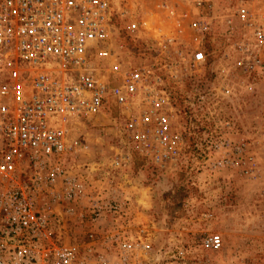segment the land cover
<instances>
[{
    "label": "built area",
    "instance_id": "1",
    "mask_svg": "<svg viewBox=\"0 0 264 264\" xmlns=\"http://www.w3.org/2000/svg\"><path fill=\"white\" fill-rule=\"evenodd\" d=\"M207 1L0 0V264H35L47 256L37 244L54 217L37 205L42 194L83 199L96 212L107 203L99 191L84 195L80 173L64 164L80 124L114 110L120 137L141 157L175 166L182 139L161 76H173L175 65L164 53L146 61L134 48L143 42L169 53L183 46L185 63L203 64L212 21L202 9ZM223 11L219 22L234 23L246 44L236 64L246 71L264 67V0H227ZM170 16L168 34L153 38L142 29L146 17L155 24ZM137 241L127 250L141 264L150 245ZM220 246L218 233L198 244L202 252ZM48 253L51 264L77 259L76 247L61 241ZM171 257L162 264L208 263L205 256L190 263Z\"/></svg>",
    "mask_w": 264,
    "mask_h": 264
},
{
    "label": "rangeland",
    "instance_id": "2",
    "mask_svg": "<svg viewBox=\"0 0 264 264\" xmlns=\"http://www.w3.org/2000/svg\"><path fill=\"white\" fill-rule=\"evenodd\" d=\"M207 2L202 9L212 21L203 64L185 63L183 46L169 53L143 42L134 48L146 61L164 53L175 65L173 76L161 75L182 139L175 166L157 167L141 157L120 137L114 110L109 118L80 124L64 164L80 173L84 195L99 191L107 203L96 212L83 199L42 194L37 205L54 218L37 244L47 256L35 264H51L48 252L60 241L76 247L74 264H138L127 250L138 236L150 245L141 264H162L170 256L188 263L205 256L207 264H264V67L246 71L236 64L235 54L246 49L242 31L219 22L227 0ZM167 21L174 23L170 16L154 26ZM209 233L220 235L221 246L202 252L198 244Z\"/></svg>",
    "mask_w": 264,
    "mask_h": 264
},
{
    "label": "bare ground",
    "instance_id": "3",
    "mask_svg": "<svg viewBox=\"0 0 264 264\" xmlns=\"http://www.w3.org/2000/svg\"><path fill=\"white\" fill-rule=\"evenodd\" d=\"M167 18H170V17H167ZM151 20L152 19H150V21H149V19H148L145 21V28H147V30L153 34L154 38H156L159 35L168 34L169 32L174 30L173 25L171 24L170 21L161 22V23H159V25L157 24L158 27H155L154 25H156V23L152 24ZM158 22L159 21H157V23Z\"/></svg>",
    "mask_w": 264,
    "mask_h": 264
}]
</instances>
